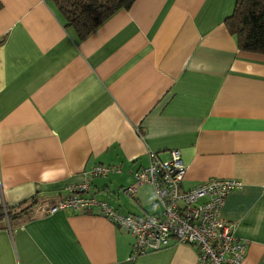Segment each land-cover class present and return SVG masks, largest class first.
Segmentation results:
<instances>
[{
	"label": "crops",
	"instance_id": "obj_1",
	"mask_svg": "<svg viewBox=\"0 0 264 264\" xmlns=\"http://www.w3.org/2000/svg\"><path fill=\"white\" fill-rule=\"evenodd\" d=\"M234 2L133 0L78 38L49 0H0V208L29 214L0 221V264H197L174 241L130 257L131 236L95 209L45 213L84 176L118 213H155L150 187L122 191L169 150L184 188L239 182L219 216L236 224L241 264H261L264 54L228 33ZM94 166L116 171L87 176Z\"/></svg>",
	"mask_w": 264,
	"mask_h": 264
},
{
	"label": "built area",
	"instance_id": "obj_2",
	"mask_svg": "<svg viewBox=\"0 0 264 264\" xmlns=\"http://www.w3.org/2000/svg\"><path fill=\"white\" fill-rule=\"evenodd\" d=\"M116 169L94 166L87 176H106ZM186 168L177 150H169L167 158L155 156L145 168L133 176V185L122 192L129 196L135 188L148 186L152 191L153 206L157 211L142 217L121 214L107 204L97 202L88 191V178L67 186V196L49 206L46 214L69 209L73 212H96L113 226L127 232L132 238V258L158 251L169 241L194 246L199 255L197 264H241L245 244L234 235L236 224L220 218L219 212L229 191L239 182L233 179L210 178L200 184L184 188ZM264 264V253L261 256Z\"/></svg>",
	"mask_w": 264,
	"mask_h": 264
},
{
	"label": "trees",
	"instance_id": "obj_3",
	"mask_svg": "<svg viewBox=\"0 0 264 264\" xmlns=\"http://www.w3.org/2000/svg\"><path fill=\"white\" fill-rule=\"evenodd\" d=\"M65 26L78 38L87 36L100 23L118 10L128 9L133 0H49ZM228 33L239 50L264 54V0H235L232 13L224 20ZM28 206L0 208V221L11 225L26 220Z\"/></svg>",
	"mask_w": 264,
	"mask_h": 264
},
{
	"label": "clouds",
	"instance_id": "obj_4",
	"mask_svg": "<svg viewBox=\"0 0 264 264\" xmlns=\"http://www.w3.org/2000/svg\"><path fill=\"white\" fill-rule=\"evenodd\" d=\"M43 179H47V177L45 176V177H42Z\"/></svg>",
	"mask_w": 264,
	"mask_h": 264
},
{
	"label": "rangeland",
	"instance_id": "obj_5",
	"mask_svg": "<svg viewBox=\"0 0 264 264\" xmlns=\"http://www.w3.org/2000/svg\"><path fill=\"white\" fill-rule=\"evenodd\" d=\"M155 209H157L156 207H154ZM153 213V212H152Z\"/></svg>",
	"mask_w": 264,
	"mask_h": 264
}]
</instances>
